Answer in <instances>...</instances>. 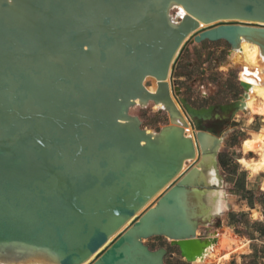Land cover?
Wrapping results in <instances>:
<instances>
[{"label": "water", "instance_id": "1", "mask_svg": "<svg viewBox=\"0 0 264 264\" xmlns=\"http://www.w3.org/2000/svg\"><path fill=\"white\" fill-rule=\"evenodd\" d=\"M242 38L264 55V0H0V264L201 257L217 239L198 229L224 213L208 194L223 188L230 129L198 124L244 111L249 83L198 108L174 69L189 43L230 53ZM137 101L161 103L169 122L149 132Z\"/></svg>", "mask_w": 264, "mask_h": 264}, {"label": "crops", "instance_id": "2", "mask_svg": "<svg viewBox=\"0 0 264 264\" xmlns=\"http://www.w3.org/2000/svg\"><path fill=\"white\" fill-rule=\"evenodd\" d=\"M222 50L223 46L209 47L204 51V56L213 54L215 51L220 53ZM211 59L210 62L213 64L217 58ZM221 65L218 63L216 68L224 71ZM186 77L185 74L176 75L175 69L174 80L177 83ZM238 85L240 86L239 82ZM228 86L229 84H226L223 88L227 89ZM240 93V90L237 93L229 91L228 96L223 97L221 102L234 100ZM204 94L212 95L211 93L202 95ZM194 95L191 96L194 97ZM226 129L230 131L225 135L218 154V166L224 185L223 188L212 190V192H220L222 195L220 209L224 213L222 212L220 216V232H232L239 236L242 249L221 250L212 261L207 257L200 264H264V169L254 173L240 163L242 157L258 158L254 152L245 153L242 142L251 137L252 132H261L264 129V114H255L250 117L247 109L239 111L237 116L222 128L210 131L222 135ZM211 226H208V230L200 229L199 234L208 236L217 233L218 230L210 233ZM163 240L168 241L166 238ZM146 243L150 244L149 240ZM165 262L166 264H193L188 263L175 250L171 251Z\"/></svg>", "mask_w": 264, "mask_h": 264}, {"label": "bare ground", "instance_id": "3", "mask_svg": "<svg viewBox=\"0 0 264 264\" xmlns=\"http://www.w3.org/2000/svg\"><path fill=\"white\" fill-rule=\"evenodd\" d=\"M229 54V60L221 65V69L228 71L230 67H243L239 72V79L249 83L248 97L245 99V110H248L250 117H253L255 114H264V55L261 52L260 46L257 43L242 38L240 47L232 50ZM146 80L152 81L151 85L146 84L148 89L152 92L156 91L157 80L153 77H148ZM175 103L178 109L182 111L180 104L176 100ZM135 107H140L138 101ZM153 107L155 109H162L163 105L161 103L157 105L153 104ZM147 129L149 132H153L151 129ZM194 131L191 124L186 127V133L188 135L192 136ZM242 149L245 153L254 152L258 158L248 159L247 157H242L240 163L250 168L254 173L264 169V129L261 132H252V136L242 142ZM211 182H217L215 176L211 177ZM208 195L211 212L221 214L223 212L220 209L222 203L221 193L210 191ZM199 230L197 231V235H201L199 234ZM208 236L215 237L217 239L216 242L211 243L205 249L203 255L193 261V264H200L207 257L212 261L213 258L218 256L221 250H227L232 248L234 244L241 242L239 237H235L230 232H219V234L215 233ZM94 256L83 264H88Z\"/></svg>", "mask_w": 264, "mask_h": 264}, {"label": "rangeland", "instance_id": "4", "mask_svg": "<svg viewBox=\"0 0 264 264\" xmlns=\"http://www.w3.org/2000/svg\"><path fill=\"white\" fill-rule=\"evenodd\" d=\"M213 45L208 42L203 43H189L186 49L183 51L180 59L175 67L176 75L185 74L187 77L178 81L184 91L191 92V94H203V93H215L226 84L234 85L237 87L239 79L238 74L243 69V67H230L228 71H221L216 68L218 63H225L229 60V52L207 54L204 56V51ZM211 58H217L215 63H211ZM191 63H195L193 69L189 68ZM174 69V71H175ZM203 69H206L205 71ZM147 85H151V80H146ZM133 114L138 115L143 120V126L149 128L152 131H158L162 126L169 122L168 114L162 109H155L153 104L142 108L133 107L131 109ZM247 113V112H246ZM218 130V129H216ZM241 146V145H240ZM255 156V155H252ZM220 217L213 220V224L210 228V233H214L219 230ZM208 231V232H209ZM232 233V232H231ZM235 237H239L232 233ZM150 245L153 248H158V246H168V241L163 240L161 237H155L149 240ZM242 249L240 243L234 244L229 250Z\"/></svg>", "mask_w": 264, "mask_h": 264}, {"label": "flooded vegetation", "instance_id": "5", "mask_svg": "<svg viewBox=\"0 0 264 264\" xmlns=\"http://www.w3.org/2000/svg\"><path fill=\"white\" fill-rule=\"evenodd\" d=\"M210 44H212V48L214 47H219V46H223V50L220 52H228L230 49V46L225 42V41H219V42H209L206 41ZM195 67V63H191L189 65L190 69H193ZM175 81V80H174ZM229 88V89H228ZM227 89L225 88H221L220 90H218L217 92L213 93L210 96H207L206 94L202 95V94H196L194 95V97H192L191 92L188 91H184V89H182V94L181 96L186 97L190 103H192L194 106L200 108V107H208L210 105H220V104H225V103H229V102H221L223 97H227L228 96V92L232 91L234 93H237L238 90L241 91V93L243 92V89L241 87V85H237V87H235L234 85H229ZM240 93V94H241ZM240 94H237L236 99L238 98V96ZM234 99V100H236ZM219 111V109H217ZM232 121L233 119H224V118H213L212 120L209 121H199V127L205 128L207 130H216V129H220L222 128L224 125H226L229 121Z\"/></svg>", "mask_w": 264, "mask_h": 264}]
</instances>
